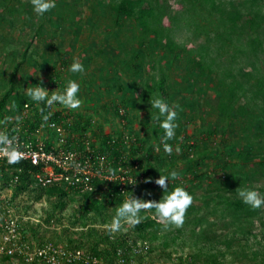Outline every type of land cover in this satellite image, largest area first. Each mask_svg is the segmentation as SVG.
<instances>
[{"label": "rangeland", "instance_id": "374dc122", "mask_svg": "<svg viewBox=\"0 0 264 264\" xmlns=\"http://www.w3.org/2000/svg\"><path fill=\"white\" fill-rule=\"evenodd\" d=\"M115 1L117 0H55V8L40 16L35 13L31 0H0V99L10 85L11 73L18 62L23 60L17 71L15 94L26 93L27 88L36 85L44 87L48 93H63L68 81L74 80L80 86L77 95L83 101L82 106L77 110H70L59 103H53L50 106L52 112L61 110L65 121L68 120L66 114L70 112L82 120L92 118L93 123L89 126L91 130L118 134L125 129L132 134L133 139L149 137V142H154L153 123L146 129L141 122L143 110L138 107L141 104L140 94L148 88L147 82L153 79V74L157 73L161 64L172 76L182 80L181 76L187 68V63L181 58L183 48L191 45L189 42L194 35L184 10L187 4L185 2L183 6L180 0H168V12H177L171 36L178 46L176 51L166 54L161 44L156 42L154 31L149 30L140 36L139 23L125 16L121 18L122 25L115 23L116 12L112 5ZM7 3L19 8L9 9ZM26 48L27 54L24 58ZM215 52V41H211L206 59L211 60L217 56ZM62 57L68 63L58 81L52 83L51 66L61 68ZM74 60L83 65L82 73L69 70ZM223 62L222 66H225L230 60L225 59ZM132 63L137 65L132 66ZM136 67L138 71H135ZM217 79L218 76L214 78ZM180 87L178 85L177 89L171 90L169 96V106L178 113L175 121L178 127L171 139V147L179 158L166 167V172L176 171L178 178L190 184L200 197L201 194L215 195L220 199L224 197L214 191L218 182L223 179V171L214 167L219 162H228L229 172L244 177L250 186H261L262 181L258 176H263V170L258 164L259 156L257 159L249 158L248 161L236 156L239 144L236 143V148L231 141L238 138L240 127L234 124L230 126L229 120L222 116L217 108L218 94L213 89H208L204 95H192L191 89L182 91ZM119 103H126L129 110L126 126L122 125V120L115 111ZM33 106L36 108L39 105ZM34 107H29L27 111V116L31 119L36 118ZM24 109L23 106L16 109L12 100L6 102L0 115V134H7L11 119L20 117ZM68 117L73 118V115ZM152 119L153 117L149 120ZM16 123L22 131L23 121ZM212 128V134L206 135L208 129ZM182 129L186 131L185 134ZM38 133L41 138L55 142V132L47 123L40 126ZM185 139L195 141L196 151L191 158H184L183 155L182 141ZM258 140L264 141V136ZM177 147L179 152L176 151ZM164 154L162 149L161 155ZM198 158L199 170L213 172L193 181L186 169L191 159ZM39 191L40 187L33 181L28 191L13 197L12 188L3 187L0 181V195L7 198L15 212L20 214L30 239L36 242L48 239L69 245L70 240H74L73 245L81 243L88 248L102 241L103 234L109 232L108 225L111 224L117 207L108 206L102 214L91 212L84 217L77 211L80 193L69 189V197L72 199L67 201L65 208L60 209L56 207L58 199L55 195L43 193L41 198H37ZM146 192L153 194V197L149 198L150 195ZM163 195L165 194L162 189L147 188L141 183L135 191V198L142 200L159 201ZM26 215L30 217L25 218ZM149 215L155 216L154 210L140 213L142 219ZM219 215L217 211L211 213L210 218L214 219ZM120 231L136 236L133 226L127 224ZM163 231L170 233L167 238L169 245H163V238L151 239L152 250L144 256L146 264H209L214 254L220 250L224 251L220 259L227 260L228 264L234 258L230 249L226 250L212 243H195V238L188 235V230L178 233L177 228L169 226ZM255 231L256 236L250 235L242 246L238 245L236 248L245 249L248 256L257 251L261 258L264 254V229L259 220L256 221ZM175 234L178 237L174 240L172 237ZM248 256L234 259L232 264H245L250 261ZM0 264L27 263L19 256H0Z\"/></svg>", "mask_w": 264, "mask_h": 264}, {"label": "trees", "instance_id": "16d2710c", "mask_svg": "<svg viewBox=\"0 0 264 264\" xmlns=\"http://www.w3.org/2000/svg\"><path fill=\"white\" fill-rule=\"evenodd\" d=\"M185 2L187 5L184 10L187 12L188 23L192 25L194 35L189 42L191 45L183 48L181 58L187 63V68L181 76L182 80L172 76L170 71L161 64L158 66L157 73L153 74V79L147 82L148 88L140 94L141 104L138 107L143 110L141 122L146 129L153 123L154 142H149V137H137L132 138L130 143L120 141L110 144L108 140L113 133L91 130L89 126L93 123L92 118L82 120L76 118L73 112L66 114L68 120L65 122V127L69 132V141L77 145L79 142L84 143V139L90 137L92 146H97L99 150L107 152L115 166L122 163L125 167H131L132 174H142V180L135 187L128 186L126 192L120 188L118 180L106 182L100 178H96L94 188L87 191L76 190L59 183L46 186L37 184L40 187L37 198H41L43 193L50 196L55 195L58 199L56 207L63 209L67 201L72 199L69 197V189H71L81 194L77 211L86 217L91 212L102 214L108 206L119 207L123 201L127 200L128 191L130 198H135L136 187L140 183L147 188H159L154 182L145 183L144 181L147 178L155 181L160 175H169L173 170L166 172V167L174 164L179 157L173 150L171 155L166 152L161 155L162 149L164 150L161 142L164 131L154 119L149 120L158 115V109L151 107V99L162 98L169 105L170 91L177 89L178 85L181 86L182 91L191 89L192 95H204L208 89H213L218 94L217 108L222 116L229 120L230 126L234 124L240 127L238 138L231 141L235 146L236 143L239 144L238 148L236 146V156L245 161L253 157L257 159L259 156L258 164L263 170V176H258L262 181L261 186H250L244 177L229 172L228 162H219L214 167L223 171V179L218 182L214 191L224 195L223 198L203 194L200 197L190 184H186L179 178L172 180L170 176L167 192L179 186L185 188L193 196V204L187 210L183 227L177 228L178 233H185L188 230V235L195 238V243H212L226 250L230 249L234 254V258L230 259V264H232L234 259H242L243 256L249 255L245 249L236 247L242 246L245 243L244 240L250 235H257L255 231L257 220L264 229V207L252 210L249 205L243 203L237 193V189H249L257 191L261 197H264V141L258 140L264 136V0H180L183 6ZM6 5L12 10L19 8L17 5L10 6L8 3ZM112 5L116 12L115 23L121 24V18L124 16L131 18L139 23L140 36L152 30L155 32L156 42L161 44L166 54L177 50V41L171 36L177 12H168V0H117ZM144 41L143 39L142 42ZM211 41H215L217 56L207 60L206 54H209ZM26 54L27 48L24 58ZM225 59L230 60V63L222 66ZM22 62L23 60L19 61L11 73L10 85L0 99V115L8 100L13 101L16 109L24 107L26 103L30 105V108L38 104V107H34L36 118L31 119L27 116L25 120H22L24 125L20 132L26 136L36 133L44 123L48 126L50 120L60 121L63 119V112L61 110L52 112L46 101L37 103L26 93H14L18 67ZM67 63L68 60L62 57L61 68L51 66L50 80L52 83L58 81ZM135 65L137 64L132 63V66ZM135 71H138V67ZM216 76L218 79L214 80ZM47 94L49 97L52 95L51 92ZM133 105L135 106V103ZM120 106L125 108L124 114L120 113ZM115 111L121 120L125 119L122 125L126 126L129 114L126 103L117 104ZM70 114L73 118L68 117ZM45 116L48 117L47 121L44 120ZM160 119L163 120L162 117ZM16 122L17 119L10 121L7 128L8 136L18 131ZM213 130L214 128L208 129L206 135H211ZM124 131L128 132L124 129L117 135L120 137ZM89 132L90 136L87 135ZM183 132L185 134L186 131ZM182 142L184 158H191L196 151L195 141L185 139ZM45 143L49 147L52 141L45 139ZM167 143L171 145L172 140H168ZM199 164L200 158L191 159L187 165L186 170L190 172L193 181L200 180L203 176L213 172L199 170ZM252 166L254 167V164ZM0 169L2 186L12 188V196L16 197L19 193L29 190L33 181L35 182L34 173L41 170L42 165L22 159L17 164L3 162L0 164ZM152 195L149 198L153 197ZM217 211L220 215L214 219L210 218L211 213ZM133 228L136 236L123 231L107 232L103 234L102 241L96 242L92 247H84L81 243L73 245L74 240H70L71 244L68 245L89 249L108 259L113 257L117 246L127 245L128 238L142 237L150 242L151 239L163 238L164 246L170 243L167 239L170 233L163 231L164 224L154 215L141 219V223ZM177 237L178 235L175 234L172 239L175 240ZM151 250L152 245L149 251ZM221 254H224V251L220 250L215 253L209 264H228L227 260L220 259ZM248 257L250 261L245 264H264V254L260 258V254L253 251ZM138 259V264H141L143 257L139 255Z\"/></svg>", "mask_w": 264, "mask_h": 264}, {"label": "built area", "instance_id": "2783aa9c", "mask_svg": "<svg viewBox=\"0 0 264 264\" xmlns=\"http://www.w3.org/2000/svg\"><path fill=\"white\" fill-rule=\"evenodd\" d=\"M29 107L30 105L26 103L19 120H25ZM119 111L124 114L125 108L120 106ZM124 121L125 119H122V123ZM65 122L64 119L48 122V127L56 135L55 142L49 147L38 133L39 129L36 133L26 136L18 129L14 135L8 136L10 139L15 137L13 147L24 154L23 159L42 165V169L34 173L36 184L46 186L59 183L76 190L87 191L93 189L95 179L100 178L106 182L118 180L120 188L126 192L128 186L135 187L142 180V174H132L131 167H125L122 163L115 166L107 152L92 146L90 137L85 138L84 143L74 145V142L69 141ZM90 134L89 132L87 135ZM131 140V134L124 131L120 137L113 134L108 142L130 143ZM7 161L6 152L0 151V164L8 163ZM128 192L127 199L130 198ZM150 247L151 242L146 238H128L127 245L117 246L113 257L107 259L82 247H71L48 239L36 242L28 237L20 214L15 212L11 202L0 195V256H19L27 264H138V256L141 255L143 257L141 264H146L144 256Z\"/></svg>", "mask_w": 264, "mask_h": 264}, {"label": "clouds", "instance_id": "9594fccd", "mask_svg": "<svg viewBox=\"0 0 264 264\" xmlns=\"http://www.w3.org/2000/svg\"><path fill=\"white\" fill-rule=\"evenodd\" d=\"M33 9L36 14L42 16L44 13L55 8V0H31ZM71 72L82 73L84 71L83 65L78 61L70 65ZM80 86L74 80H69L63 93L53 92L48 96V91L39 85L32 88H27L26 94L33 101L40 103L45 102L48 106L53 103H59L70 110H77L82 106L83 101L78 98ZM151 99V98H150ZM151 107L158 109V115L153 119L159 123L160 128L164 131V136L161 137V142L164 146V151L171 155L172 147L167 143L175 136V129L178 125L175 123L178 117V113L174 108L170 107L166 101L162 98L151 99ZM179 108V105L175 106ZM182 110V109H181ZM163 117V120L160 118ZM19 121V117L16 118ZM48 117L45 116L44 120L47 121ZM15 137L9 138L7 134H0V151H4L8 157L9 164H17L23 158L24 154L13 147ZM179 152V147L176 148ZM35 163V161H33ZM169 176L172 180L178 178L176 171H171L168 176L160 175L155 181L152 178H147L145 183H155L163 192L167 193L163 195L159 201L156 200H142L139 198L131 197L123 201L116 209V213L112 218L111 224L108 225L109 232H117L127 224L130 226H136L141 223L140 213L154 210L155 216L162 222L165 228L174 226L175 228L183 227L186 219V213L188 208L193 204V196L190 195L185 188L175 187L171 192H167ZM238 196L242 199L243 203L249 205L252 210L260 209L264 207V197L255 191L249 189H237ZM149 195H151L149 193Z\"/></svg>", "mask_w": 264, "mask_h": 264}]
</instances>
